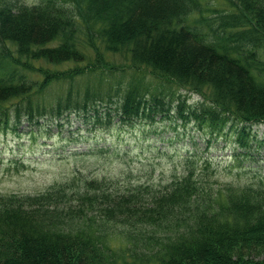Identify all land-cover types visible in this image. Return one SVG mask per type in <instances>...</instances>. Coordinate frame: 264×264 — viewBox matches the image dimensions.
<instances>
[{"label": "trees", "instance_id": "obj_1", "mask_svg": "<svg viewBox=\"0 0 264 264\" xmlns=\"http://www.w3.org/2000/svg\"><path fill=\"white\" fill-rule=\"evenodd\" d=\"M227 1L230 8L213 9L211 20L187 25L184 17L199 0H0V49L13 65L0 60V125L9 122L11 105L13 126L44 117L32 99L37 87L88 68L49 74L38 86L25 73L31 65L21 62H79L83 32L97 65L106 61L95 41L110 53H126L130 68L175 80L201 100L187 104L135 82L122 92L119 84L105 90L70 85L50 106L56 115L75 112L92 131L114 119L152 118L175 101L171 110L183 123L206 127L207 145L234 135L236 146L246 148L249 127L264 122V82L254 73L264 70V0ZM6 41L24 60L9 55ZM188 151L180 160L184 169L163 187L120 191L113 181L85 178L80 191L56 186L0 195V264H248L246 252L264 246V179L217 184L209 160ZM115 226L125 231V243L107 247Z\"/></svg>", "mask_w": 264, "mask_h": 264}, {"label": "rangeland", "instance_id": "obj_2", "mask_svg": "<svg viewBox=\"0 0 264 264\" xmlns=\"http://www.w3.org/2000/svg\"><path fill=\"white\" fill-rule=\"evenodd\" d=\"M21 1L34 4L40 0ZM229 5L227 0H199L191 12L185 15L183 23L204 24L206 20H211L209 14L213 9L230 8ZM201 16L204 20H199ZM78 36L76 46L85 57L79 62L71 60L54 64L44 58L24 60L25 56L20 57L24 60L21 62L27 61L28 65L33 66H28L25 73L37 80L38 86L49 74L88 68L73 78L49 79L42 87H37L32 99L40 103L45 114L31 125L23 118L22 122L13 126V106L10 102L4 104H10L11 107L7 111L9 122L0 125V195L40 194L56 186L66 191H80L85 178L113 181L120 191L137 186L163 187L184 169L180 160L188 150L196 151L199 157L209 160L208 170L214 171L213 178L217 184L232 182L242 185L258 177L264 179L263 121H257L249 127V144L244 148L236 146L234 135L220 136L207 145L203 137L206 127L201 130L198 122L183 123L177 113L171 110L175 101L168 102L169 107L168 104L164 105V108H170L169 111H158L152 118H135L130 122L118 123L114 119V123L102 124L92 131L85 130L86 126L78 120L75 112H65L66 118L56 115L50 106L58 96L67 93L70 85L77 90H86L91 86H102L101 90H105L119 84L122 92L128 82H135L148 86L151 91L161 90L163 96H180L187 104L201 100L200 96L175 80L146 69L130 68L126 65L129 63L126 53L127 57L110 53L105 50L104 44L95 41L104 52L101 53L106 61L103 66L97 65L94 62L97 54L86 35L80 32ZM58 41L49 44L55 45ZM6 44L9 55L16 57V45L10 41H6ZM260 55H264V46L260 48ZM5 58L0 49V60ZM4 62L13 67L8 59ZM254 70V73H258V79L264 82V70ZM110 92L112 95L117 94L115 91ZM209 92L208 96L213 95ZM156 109L159 110L160 106ZM40 127L42 129L37 130ZM121 229V226L114 227V233L105 242L107 247L117 248L125 243V231ZM246 257L248 264H257L254 263L257 261L264 264V246L246 252Z\"/></svg>", "mask_w": 264, "mask_h": 264}]
</instances>
